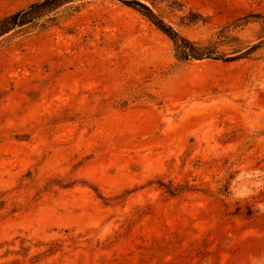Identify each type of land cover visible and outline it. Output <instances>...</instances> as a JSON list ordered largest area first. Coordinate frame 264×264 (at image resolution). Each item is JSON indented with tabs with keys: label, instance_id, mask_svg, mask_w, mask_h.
Returning a JSON list of instances; mask_svg holds the SVG:
<instances>
[{
	"label": "rangeland",
	"instance_id": "374dc122",
	"mask_svg": "<svg viewBox=\"0 0 264 264\" xmlns=\"http://www.w3.org/2000/svg\"><path fill=\"white\" fill-rule=\"evenodd\" d=\"M140 1L223 58L264 39V0ZM138 10L0 38V264H264V42L181 61Z\"/></svg>",
	"mask_w": 264,
	"mask_h": 264
},
{
	"label": "trees",
	"instance_id": "16d2710c",
	"mask_svg": "<svg viewBox=\"0 0 264 264\" xmlns=\"http://www.w3.org/2000/svg\"><path fill=\"white\" fill-rule=\"evenodd\" d=\"M74 0H40L36 1L26 8L14 12L0 19V38L9 34L10 32L21 29L27 25L33 24L37 20L55 12L60 7ZM124 5L133 9H139L143 16L148 18L163 34H165L174 45L176 56L181 61H188L191 59H224L223 61H232L246 55L251 54L255 50L261 47L264 39L258 44L246 48L239 56L234 58H223L220 55L218 48L228 43L229 37L225 35L224 29L217 34L216 40L208 41L207 43H194L180 37L171 27L166 26L163 21L140 0H119ZM257 19H261L264 23V17L257 15ZM264 30V26L262 28ZM18 31V30H17Z\"/></svg>",
	"mask_w": 264,
	"mask_h": 264
}]
</instances>
